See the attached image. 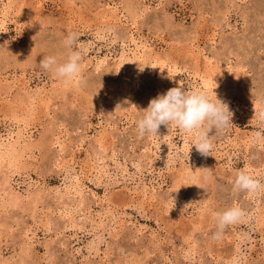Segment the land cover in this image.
I'll return each mask as SVG.
<instances>
[{"label":"rangeland","instance_id":"1","mask_svg":"<svg viewBox=\"0 0 264 264\" xmlns=\"http://www.w3.org/2000/svg\"><path fill=\"white\" fill-rule=\"evenodd\" d=\"M36 1L0 4L8 51L0 53V142L30 120L29 177L11 186L37 194L33 209L0 208V264H264V190H233L238 171L264 183V141L252 143L264 132L256 115L264 106V0ZM104 7L124 15L121 23H105ZM70 33L81 73L66 86L39 62L63 63ZM123 58L136 63L117 70ZM214 70L228 81L241 76L231 88L217 74L206 79ZM177 86L210 99L214 91L234 113L232 126L209 133V156L175 126H161L159 137L138 134L143 113L132 105L146 109ZM26 91L39 95L32 117L16 101ZM8 192L0 185V205ZM233 206L246 217L214 240V213Z\"/></svg>","mask_w":264,"mask_h":264},{"label":"clouds","instance_id":"2","mask_svg":"<svg viewBox=\"0 0 264 264\" xmlns=\"http://www.w3.org/2000/svg\"><path fill=\"white\" fill-rule=\"evenodd\" d=\"M77 43L76 33H70L64 40V47L69 50L66 60L59 63L55 56H47L39 62L40 66L44 70L52 72L65 83L77 79L81 73V56L78 51L74 50ZM4 51H7L5 45H0V52ZM212 96L214 99H210L203 90L185 91L183 87L177 86L151 99L146 109L139 110L138 106L133 104L132 107L137 112L143 113V116L136 121L138 134L141 137L145 135L159 137L161 126L167 128L175 126L184 133L192 134L196 151L202 156H209L214 146V136L209 133L213 130L223 131L232 126L231 119L234 115L228 102L220 98L214 91ZM261 103L264 105V101ZM256 115L259 124L264 126V106ZM262 141H264V132L256 131L252 143ZM202 170L207 173L205 179L212 176V170ZM233 190L256 194L264 190V183L244 171H238ZM170 199L174 203L176 197L171 196ZM246 215L247 213L239 206L214 213L217 230L212 238L220 239L228 226L242 222Z\"/></svg>","mask_w":264,"mask_h":264},{"label":"bare ground","instance_id":"3","mask_svg":"<svg viewBox=\"0 0 264 264\" xmlns=\"http://www.w3.org/2000/svg\"><path fill=\"white\" fill-rule=\"evenodd\" d=\"M2 1L3 0H0V4ZM39 2H41V1L37 0L35 3H37V5H38V4H40ZM20 4L21 5L24 4L23 10L25 11V9H26L25 6H27L25 4V2L20 1ZM29 7H31V6L28 5V8ZM33 7H35V6H33ZM7 8H10V5H8ZM7 8H6V10H8ZM133 10H135V9H133ZM27 11H28V9H27ZM27 11H25V13ZM35 11H36V9H35ZM128 11L129 10H127V13H128ZM2 13L3 14H1V16L4 17L5 14H4V12H2ZM134 13H135V11H134ZM99 14L102 18H104V19L107 18V20H105L106 21L105 23H112V25L120 24L121 19L125 17L124 15H123V17L121 15H119V11H117L116 8H111V7L110 8L104 7L103 10ZM1 27H3V22H0V28ZM129 42L135 44L136 41H135V39H133L130 36ZM190 52H191V50H190ZM0 53H3V52H0ZM140 58H141V56H138L136 60H138ZM124 59L125 58L119 60L116 63L115 66H116L117 70H122L125 65L136 63V61L129 62L127 60L124 61ZM98 66H99V63L95 65V69H97ZM214 74H217L221 77V80H220L221 85L224 86V84H230L231 86H228V87H231V88L234 87L235 83L238 80V77L241 76L240 72H235L232 75L231 80L228 81L227 77H226V73H220L217 70H214L211 73L209 72L206 79L210 80V78ZM71 82L73 83V81H71ZM71 82H68V83L64 82L63 84L67 86L68 84H71ZM26 84H27L26 77H22L21 83H20L21 89H27ZM61 87H63V86H61ZM9 88H11L10 85H9V87L8 86L6 87V91L1 89V90H3L2 93H7V90H9ZM38 96L39 95L37 93H30L29 91H26L20 99L16 100L19 104H21L23 106V109H26L25 112L28 113V117H32L33 115H35L34 102H35L36 98H38ZM39 100H41V99H39ZM14 107L15 106H13V105L9 106V108L7 109L8 110L7 112L9 114H11L12 116H14L16 119L17 118V115H16L17 112H16V108H14ZM44 107H47V103H44ZM20 109H22V108H20ZM27 121H30V120H26V121L22 120L23 124H21L20 128L15 133H13L15 135V138H13L12 135H9L5 140L0 142V185L7 186L9 188V192L6 194L7 201H5V202L3 200L1 201L0 208H3V209H6L8 207V205H9V207H17V206L21 205L23 202H26L25 205L27 204L29 207H31L29 209H33V207L35 206V202L37 201L36 192L31 194V195L23 196V195L19 194L18 192H15L11 186V180L14 177H18V178L20 177V179H23V180L26 177H29V175L27 174V169H28L29 165H27L25 161L28 158H30V156H31L30 154L34 151L35 145L32 144V142L30 141L31 140V135H30L31 132L29 131L30 129H28V122ZM26 133H28L29 135H26ZM50 137H51L50 141L53 144H55V143L58 144V137L56 138V134H52V135H50ZM62 150L63 149L61 148L60 150H58V152L61 153ZM71 151H72L71 152V156H72L75 153L76 148L74 147L73 150H71ZM55 166L58 168L59 163L55 164ZM183 176L184 175L181 173L178 176L179 179H177V180L181 181L183 179ZM176 183L177 182H175V186L177 189L181 184L178 186V184H176ZM3 264H6V263H3Z\"/></svg>","mask_w":264,"mask_h":264}]
</instances>
